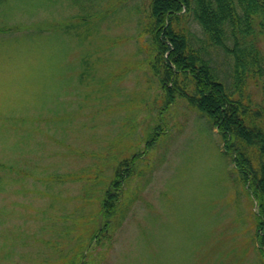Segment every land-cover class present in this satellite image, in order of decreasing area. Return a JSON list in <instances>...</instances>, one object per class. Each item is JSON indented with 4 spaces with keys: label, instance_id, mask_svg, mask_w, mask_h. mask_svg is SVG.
Returning <instances> with one entry per match:
<instances>
[{
    "label": "rangeland",
    "instance_id": "1",
    "mask_svg": "<svg viewBox=\"0 0 264 264\" xmlns=\"http://www.w3.org/2000/svg\"><path fill=\"white\" fill-rule=\"evenodd\" d=\"M148 3L0 6V264H263L216 129L183 98L166 105L151 75ZM245 92L264 114V90Z\"/></svg>",
    "mask_w": 264,
    "mask_h": 264
},
{
    "label": "trees",
    "instance_id": "2",
    "mask_svg": "<svg viewBox=\"0 0 264 264\" xmlns=\"http://www.w3.org/2000/svg\"><path fill=\"white\" fill-rule=\"evenodd\" d=\"M148 1L142 30L153 52L151 75L166 105L175 96L183 98L217 129L225 154L256 203L254 242L264 264V114L245 95L249 82L264 90L258 40L264 36V0ZM6 2L0 0V6ZM219 54L223 61L217 60ZM128 162L118 163L101 201L99 216L106 223L129 176Z\"/></svg>",
    "mask_w": 264,
    "mask_h": 264
}]
</instances>
